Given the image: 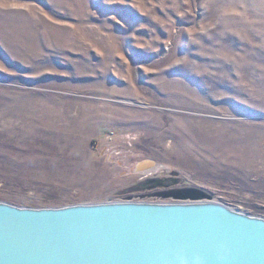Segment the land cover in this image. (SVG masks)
Masks as SVG:
<instances>
[{
	"label": "rangeland",
	"instance_id": "rangeland-1",
	"mask_svg": "<svg viewBox=\"0 0 264 264\" xmlns=\"http://www.w3.org/2000/svg\"><path fill=\"white\" fill-rule=\"evenodd\" d=\"M183 188L264 217V0H0V201Z\"/></svg>",
	"mask_w": 264,
	"mask_h": 264
},
{
	"label": "water",
	"instance_id": "water-1",
	"mask_svg": "<svg viewBox=\"0 0 264 264\" xmlns=\"http://www.w3.org/2000/svg\"><path fill=\"white\" fill-rule=\"evenodd\" d=\"M160 196L191 201H0V264H264V217L196 188Z\"/></svg>",
	"mask_w": 264,
	"mask_h": 264
},
{
	"label": "bare ground",
	"instance_id": "bare-ground-1",
	"mask_svg": "<svg viewBox=\"0 0 264 264\" xmlns=\"http://www.w3.org/2000/svg\"><path fill=\"white\" fill-rule=\"evenodd\" d=\"M82 116L86 120L97 119V118L101 117V115H82ZM133 165H135V164H133ZM161 168H162V165L156 164L155 162H152V161H145V162H141V163L137 164L135 170L139 171L141 173H144V175H147V174L156 172V171L160 170Z\"/></svg>",
	"mask_w": 264,
	"mask_h": 264
}]
</instances>
